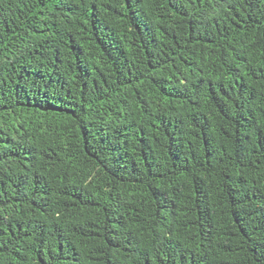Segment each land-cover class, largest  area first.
<instances>
[{
	"label": "trees",
	"instance_id": "obj_1",
	"mask_svg": "<svg viewBox=\"0 0 264 264\" xmlns=\"http://www.w3.org/2000/svg\"><path fill=\"white\" fill-rule=\"evenodd\" d=\"M0 264H264V0H0Z\"/></svg>",
	"mask_w": 264,
	"mask_h": 264
}]
</instances>
